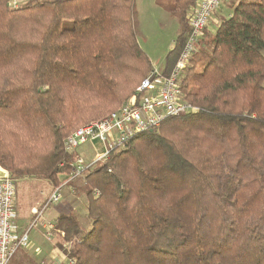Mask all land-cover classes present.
<instances>
[{
    "label": "trees",
    "instance_id": "16d2710c",
    "mask_svg": "<svg viewBox=\"0 0 264 264\" xmlns=\"http://www.w3.org/2000/svg\"><path fill=\"white\" fill-rule=\"evenodd\" d=\"M154 1L179 23L169 76L198 0ZM137 18V0H0V167L14 181L83 178L91 224L74 213L56 222L67 264H264V0L234 6L199 44L180 83L196 113L71 178L67 137L154 70Z\"/></svg>",
    "mask_w": 264,
    "mask_h": 264
},
{
    "label": "built area",
    "instance_id": "2783aa9c",
    "mask_svg": "<svg viewBox=\"0 0 264 264\" xmlns=\"http://www.w3.org/2000/svg\"><path fill=\"white\" fill-rule=\"evenodd\" d=\"M225 3L227 0H198L197 6L188 17L191 33L171 74L163 76L160 70L154 69L141 82L136 94L128 103L103 119L78 128L67 137L64 143L65 150L74 154V171L71 178L82 176L88 168L98 162L105 163L111 152L124 148L131 138L144 132L156 131L165 119L198 111L185 101L180 83L198 51L199 44L205 39L211 19L221 13ZM95 143H99L101 148ZM86 145H90L96 151L95 159L90 164H86L76 154L80 147ZM65 186L66 183L53 189L46 203L40 209L33 210L35 219L27 231L19 237L16 184L11 175L5 173L0 179V264H10L12 257L20 248L28 247V232L32 229H38L46 239H52L55 225L49 222L41 223L40 218L49 205L60 202Z\"/></svg>",
    "mask_w": 264,
    "mask_h": 264
},
{
    "label": "rangeland",
    "instance_id": "374dc122",
    "mask_svg": "<svg viewBox=\"0 0 264 264\" xmlns=\"http://www.w3.org/2000/svg\"><path fill=\"white\" fill-rule=\"evenodd\" d=\"M28 1L29 0L22 1L20 6L27 3ZM245 1L246 0H227V3H225L224 7L221 8V13L217 14V16L212 20L208 28V32H214L221 21L226 19L232 13L234 6ZM13 2L14 1L11 0V4ZM137 13V32L139 44L142 50L149 57L153 68L161 71V69H163L166 65V58L176 41L179 31V23L175 18L171 17L168 13L158 7L154 0H137ZM210 39L211 38H208L205 43H207ZM128 101L122 105L128 103ZM95 145L98 148H101L99 143H95ZM86 147L87 150L84 153L81 152L80 149L82 147H80L76 154L79 155L86 164H90L95 159L96 151L90 145H86ZM94 166L100 167L101 163L98 162ZM65 178V176H62V181H64ZM83 183V178L74 183L77 190H75L76 188L74 186H65L63 188V195L65 194L64 197L62 195L60 202L52 204L50 208H57L58 212L65 214L74 213L80 219L83 227L88 228L91 223L84 214L86 197L84 194L80 193ZM15 184L17 186L18 197L22 195V199H24V196H28V200L33 202H39V197H43L44 200L47 195V192L45 191L43 194L44 188L48 190L49 195L53 189L61 186L51 184L49 181L40 177L16 179ZM33 184L36 185L34 189ZM32 195H36L37 199H32ZM41 203H39V205H41Z\"/></svg>",
    "mask_w": 264,
    "mask_h": 264
},
{
    "label": "crops",
    "instance_id": "0c3cea01",
    "mask_svg": "<svg viewBox=\"0 0 264 264\" xmlns=\"http://www.w3.org/2000/svg\"><path fill=\"white\" fill-rule=\"evenodd\" d=\"M14 2L11 4L13 7H19L20 3L25 0H13ZM217 16L211 19L208 28L212 22V20ZM217 29V28H216ZM214 30V32L216 31ZM206 32V31H205ZM206 32V33H207ZM212 32V33H214ZM81 152L84 153L87 150V147L84 146L81 149ZM6 171L0 167V179L5 176ZM36 185L33 184V189ZM68 187V185L66 186ZM17 190V186H16ZM44 191L47 192L46 197L43 200V197H39V202L29 201L28 196H24L22 199V195L18 197L16 191V212L18 215L17 223H18V232L17 235L20 237L24 231H27L28 227H30L32 221L35 219L33 214V210L40 209L48 199V190L44 188ZM50 192V191H49ZM65 195V194H64ZM63 195V197H64ZM32 199H37L36 195H32ZM43 201V202H42ZM42 202V203H41ZM41 203V205H39ZM51 205L48 206L47 209L43 211V214L40 218L41 223H52L55 225V229L53 231V237L51 240L46 239L41 231L38 229H32L28 232L29 236V245L27 248H20L16 254L13 264H67L68 259L62 250H69L70 245L66 243L61 237V233L56 229V222L58 218L65 213L58 212L57 208H50ZM86 204L84 205V214L86 215Z\"/></svg>",
    "mask_w": 264,
    "mask_h": 264
},
{
    "label": "water",
    "instance_id": "95a60500",
    "mask_svg": "<svg viewBox=\"0 0 264 264\" xmlns=\"http://www.w3.org/2000/svg\"><path fill=\"white\" fill-rule=\"evenodd\" d=\"M154 132V131H153Z\"/></svg>",
    "mask_w": 264,
    "mask_h": 264
}]
</instances>
